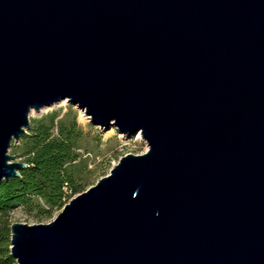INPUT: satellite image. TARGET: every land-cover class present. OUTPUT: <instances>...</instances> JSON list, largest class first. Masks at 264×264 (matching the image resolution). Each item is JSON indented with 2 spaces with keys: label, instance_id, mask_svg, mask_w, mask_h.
I'll return each instance as SVG.
<instances>
[{
  "label": "water",
  "instance_id": "1",
  "mask_svg": "<svg viewBox=\"0 0 264 264\" xmlns=\"http://www.w3.org/2000/svg\"><path fill=\"white\" fill-rule=\"evenodd\" d=\"M140 131L18 264H264V0H0V183L30 112Z\"/></svg>",
  "mask_w": 264,
  "mask_h": 264
},
{
  "label": "trees",
  "instance_id": "2",
  "mask_svg": "<svg viewBox=\"0 0 264 264\" xmlns=\"http://www.w3.org/2000/svg\"><path fill=\"white\" fill-rule=\"evenodd\" d=\"M59 117L57 111L35 118L28 134L16 149L25 155L27 166L20 175L0 183V264H16L11 254V222L9 214L18 205L51 214L62 206L70 192L77 193L75 184L81 128L77 113Z\"/></svg>",
  "mask_w": 264,
  "mask_h": 264
},
{
  "label": "rangeland",
  "instance_id": "3",
  "mask_svg": "<svg viewBox=\"0 0 264 264\" xmlns=\"http://www.w3.org/2000/svg\"><path fill=\"white\" fill-rule=\"evenodd\" d=\"M77 113L78 122L81 128L79 137V156L74 161L78 166L75 175V184L79 186L77 193L70 192L64 200V204L79 192L95 184L98 179L108 174L111 168L119 161L120 157L127 152L142 153L148 149L147 140L142 137L141 132L124 133L115 124L110 126L94 123L91 118L76 104L67 98L53 104L42 107L39 111L33 109L30 112L31 123L35 118L41 117L48 112L57 111L59 117H71L69 110ZM30 127L25 134H28ZM24 135V134H23ZM13 140L10 153L15 155L16 160H23L25 155L21 154L16 146L21 144L22 136ZM54 207L53 212L48 214L38 209L29 210L18 205L9 214V221H22L28 223L48 222L52 220L63 208ZM16 264L17 261H16Z\"/></svg>",
  "mask_w": 264,
  "mask_h": 264
},
{
  "label": "bare ground",
  "instance_id": "4",
  "mask_svg": "<svg viewBox=\"0 0 264 264\" xmlns=\"http://www.w3.org/2000/svg\"><path fill=\"white\" fill-rule=\"evenodd\" d=\"M32 110H33V109H32ZM32 110H31V111H32ZM141 135H142V134H141ZM142 137H143V136H142Z\"/></svg>",
  "mask_w": 264,
  "mask_h": 264
}]
</instances>
